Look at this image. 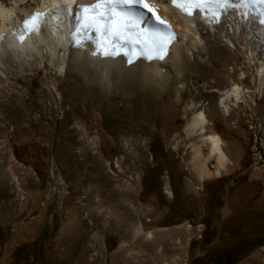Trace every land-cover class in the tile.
<instances>
[{
    "label": "rangeland",
    "instance_id": "obj_1",
    "mask_svg": "<svg viewBox=\"0 0 264 264\" xmlns=\"http://www.w3.org/2000/svg\"><path fill=\"white\" fill-rule=\"evenodd\" d=\"M222 26L201 28L218 49L202 81L188 78L182 101L147 93L148 107L176 106L159 115L133 110L134 102L129 113L107 116L92 101L89 114L69 113L78 101L59 95L65 70L45 55L19 64L4 58L0 90L17 98L19 112L0 113V264H216L232 245L245 251L236 264H264V90L255 78L264 46L232 17ZM234 86L239 102L225 115L221 97ZM42 88L52 91L46 102ZM194 112L206 117L204 137L219 135L229 158L226 171L205 182L188 164L184 128ZM158 164L175 165L176 198L167 171L152 172ZM148 175L157 197L142 195ZM170 207L181 224L169 226L181 218L167 219Z\"/></svg>",
    "mask_w": 264,
    "mask_h": 264
},
{
    "label": "bare ground",
    "instance_id": "obj_2",
    "mask_svg": "<svg viewBox=\"0 0 264 264\" xmlns=\"http://www.w3.org/2000/svg\"><path fill=\"white\" fill-rule=\"evenodd\" d=\"M90 1L13 0L12 6L10 4L7 7L2 4L4 0H0V64H3L4 58L19 64L30 59L41 60L40 58L45 55L48 62L60 72L65 70L63 81L57 83L58 90L61 91L60 97L65 94L69 102L78 101V104L69 108V113L77 111L88 113L91 101V105H96L107 116L111 113H113L112 115L129 113L127 103L134 102L136 108L133 107V110H137L139 113L147 115H149L148 113H157L159 115V113L172 112L176 106L172 109H158L156 107L160 108V104L155 103L152 108L148 107V103L152 102L147 93H153L160 98L164 97L162 102H170L171 95H173L174 102L178 104L187 93L186 81L188 78L192 79L193 84L202 81L208 71H206L205 65L210 59L211 52H216L218 49L203 37L201 28H207L206 25L198 22L195 18H186L179 12H175L173 8H169L170 0H153L160 7L162 15L172 21L175 31L179 34L178 41L163 62L154 61L146 64L139 60L126 67L122 59L99 60L88 56V53L70 49L66 34L71 26V21L68 17L69 12L65 9H71L74 3H90ZM26 3L29 4L22 7ZM32 12L42 13L40 30L27 34L24 41L19 43L16 40V35L21 33V21L29 17ZM231 17L236 25L239 24L242 31L247 30L245 33L248 35L245 34V37L250 42L264 46V27L257 26L252 18L246 16L244 11L232 14ZM233 25L231 26L233 27ZM222 27V23H220L214 29L218 30ZM59 51H63V56ZM39 72L36 71L33 75L35 76ZM14 77L15 80H18V77ZM255 78L262 94L264 90V62L255 68ZM23 79L26 80V77ZM5 83L10 88L15 87L16 84L7 81ZM92 90L95 93L90 99L86 94ZM240 94L239 88L234 86L230 93L222 95L220 103L223 114H229L227 112L230 109L231 101L235 104L239 102ZM51 97L52 91L42 90L41 99L44 102ZM118 97L125 98L124 106L120 109L114 106ZM0 99L5 100V102L0 100V113L19 112L17 98L12 93L2 91ZM74 106H77L78 110ZM186 110L188 111V106L183 110L185 114ZM205 125L204 114L194 112L184 128L186 139L190 141L188 164L200 182L220 176L226 171L229 159L222 149V140L219 135L204 137ZM197 135L198 140L192 142Z\"/></svg>",
    "mask_w": 264,
    "mask_h": 264
},
{
    "label": "snow or ice",
    "instance_id": "obj_3",
    "mask_svg": "<svg viewBox=\"0 0 264 264\" xmlns=\"http://www.w3.org/2000/svg\"><path fill=\"white\" fill-rule=\"evenodd\" d=\"M243 3L251 6L252 0H243ZM258 3L264 4V0H258ZM172 4L180 7L189 16L195 9L205 14L211 11L213 20L218 22L219 10L225 6H232V0H184L181 4H177V0H172ZM141 9L151 13L155 25L145 26L144 11H140ZM65 10L70 15L73 14L72 9ZM256 14L264 15V9ZM74 19L76 31L80 35H84L91 29L98 37L103 38L101 42L105 49L103 55L113 57L120 55L123 51L129 64L134 63L132 58L134 51H138L139 56L147 59L154 58L151 53H156V59H163L162 53L173 38L166 22L146 0H97L90 6H79ZM41 20L40 14H33L30 19L23 21L24 30L39 32ZM81 21L84 24L83 29H80ZM261 23H264V20H261ZM24 38L23 35L19 36L20 41ZM77 46L82 47L83 44H77ZM97 54L93 51V55Z\"/></svg>",
    "mask_w": 264,
    "mask_h": 264
},
{
    "label": "trees",
    "instance_id": "obj_4",
    "mask_svg": "<svg viewBox=\"0 0 264 264\" xmlns=\"http://www.w3.org/2000/svg\"><path fill=\"white\" fill-rule=\"evenodd\" d=\"M158 168H160L161 169V172H163V171H167V173H168V175H169V178H170V186H171V189H172V191H173V194H174V197L176 198L177 197V195H176V191H175V187H174V181H173V175L174 174H176V170H175V165L174 166H171L170 164H166L165 166H163V164H158V165H156L153 169H152V172H155ZM178 175H179V177L181 178V177H183L182 176V174L180 173V172H178ZM148 178H149V175H148V177L147 178H145L144 179V184H143V190H142V195L143 194H154L156 197H157V194H156V192L158 191V192H160L161 190H160V187H156V186H153V185H151V183H150V181L148 180ZM150 184V185H149ZM159 188V189H158ZM161 193V192H160ZM170 212H171V214H170V216H168L167 217V219H170L172 216H179V217H181V218H179V220L176 222V223H173V224H170L169 226H177V225H179V224H181L184 220L182 219V214L181 213H176V212H174L173 211V209H172V207H170ZM183 218H185L186 220H189V217H188V215L187 214H185V217H183ZM234 245H232V246H230V247H233ZM236 246H238V245H236ZM236 252L238 253V255H240V250L238 249V250H236ZM245 252V251H244ZM220 255V256H219ZM219 257H221L222 255H223V253L221 252V253H219ZM243 255H244V253H243ZM242 255V256H243ZM218 256H216V258L218 257ZM241 256V257H242ZM240 257V258H241ZM240 260V259H239ZM238 260V261H239Z\"/></svg>",
    "mask_w": 264,
    "mask_h": 264
},
{
    "label": "flooded vegetation",
    "instance_id": "obj_5",
    "mask_svg": "<svg viewBox=\"0 0 264 264\" xmlns=\"http://www.w3.org/2000/svg\"><path fill=\"white\" fill-rule=\"evenodd\" d=\"M237 246L227 247L222 250L223 255L215 259L216 264H236L240 257L243 255L244 251H240V255L236 252Z\"/></svg>",
    "mask_w": 264,
    "mask_h": 264
}]
</instances>
